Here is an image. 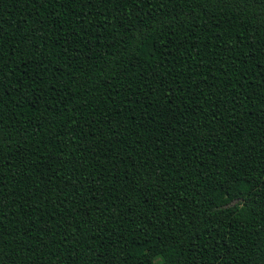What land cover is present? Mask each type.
<instances>
[{
    "label": "trees",
    "instance_id": "1",
    "mask_svg": "<svg viewBox=\"0 0 264 264\" xmlns=\"http://www.w3.org/2000/svg\"><path fill=\"white\" fill-rule=\"evenodd\" d=\"M260 0H0V264H264Z\"/></svg>",
    "mask_w": 264,
    "mask_h": 264
},
{
    "label": "snow or ice",
    "instance_id": "2",
    "mask_svg": "<svg viewBox=\"0 0 264 264\" xmlns=\"http://www.w3.org/2000/svg\"><path fill=\"white\" fill-rule=\"evenodd\" d=\"M242 7L249 2H252V0H236ZM260 4L264 5V0H260ZM261 15L264 16V7L261 8Z\"/></svg>",
    "mask_w": 264,
    "mask_h": 264
}]
</instances>
